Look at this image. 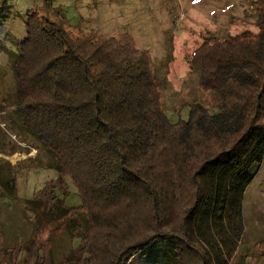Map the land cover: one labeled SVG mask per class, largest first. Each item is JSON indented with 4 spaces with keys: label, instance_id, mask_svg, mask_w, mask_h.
I'll list each match as a JSON object with an SVG mask.
<instances>
[{
    "label": "trees",
    "instance_id": "1",
    "mask_svg": "<svg viewBox=\"0 0 264 264\" xmlns=\"http://www.w3.org/2000/svg\"><path fill=\"white\" fill-rule=\"evenodd\" d=\"M253 5L257 34L195 51L210 104L176 123L151 55L129 34L74 33L28 14L13 60L15 118L58 172L28 202L37 228L49 218L81 239L60 264H129L150 247L162 252L155 264L234 260L243 198L264 162V0ZM66 179L84 228L80 210L55 194L65 195ZM48 240L8 248L0 234V264H55Z\"/></svg>",
    "mask_w": 264,
    "mask_h": 264
},
{
    "label": "rangeland",
    "instance_id": "2",
    "mask_svg": "<svg viewBox=\"0 0 264 264\" xmlns=\"http://www.w3.org/2000/svg\"><path fill=\"white\" fill-rule=\"evenodd\" d=\"M28 14L74 33L129 34L137 48L151 55L168 117L176 123L187 120L192 105L210 104V95L201 89L192 67L195 51L207 40L257 34V11L253 0H6L0 13V182H7V188L0 183V234L8 248L33 237L48 238L54 262L60 264L81 239H73L61 221L47 218L48 228H37L39 220L28 211V202L58 172L55 161L41 146L34 147L36 141L15 118L13 60L18 43L27 35ZM66 184L65 195L55 194L79 211L78 192L70 179ZM79 214L84 228L86 214L81 210ZM241 218L243 234L237 255L228 264H264V162L246 190ZM158 260L162 252L150 247L129 264Z\"/></svg>",
    "mask_w": 264,
    "mask_h": 264
}]
</instances>
